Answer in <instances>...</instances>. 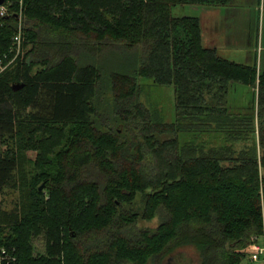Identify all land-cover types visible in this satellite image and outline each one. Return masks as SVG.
Masks as SVG:
<instances>
[{"label": "trees", "instance_id": "obj_1", "mask_svg": "<svg viewBox=\"0 0 264 264\" xmlns=\"http://www.w3.org/2000/svg\"><path fill=\"white\" fill-rule=\"evenodd\" d=\"M22 1L25 53L0 74V193L31 143L39 154L18 206L0 201V248L18 264H162L192 245L202 264H248L243 249L264 235V70L204 47L200 19L173 14L235 0ZM16 2L0 16L1 57ZM144 83L174 87L173 121L141 102ZM237 84L252 102L233 104ZM202 132L228 143L181 140Z\"/></svg>", "mask_w": 264, "mask_h": 264}, {"label": "rangeland", "instance_id": "obj_2", "mask_svg": "<svg viewBox=\"0 0 264 264\" xmlns=\"http://www.w3.org/2000/svg\"><path fill=\"white\" fill-rule=\"evenodd\" d=\"M16 2L15 0H13ZM20 5L23 4L22 0L18 2ZM197 6V5H196ZM192 5H178L173 8L174 15H191L194 14L192 12ZM197 8V7H196ZM196 13V12H195ZM197 14V13H196ZM253 92L254 89L251 87H247L245 85L237 84L235 88L232 90L231 99L234 105H242L245 106L249 102L253 101ZM106 99L101 102L100 110L101 112L106 111L107 108L110 106V100H112V95H106ZM109 100V102H108ZM141 102H143L147 107L152 109L153 111L157 110L161 113L162 117L166 121H173L175 119V90L172 86H164V85H156L149 83H144V86L141 90ZM112 112L110 108L108 113ZM112 126L114 125V121L112 120ZM101 128H107L104 123L101 124ZM117 126V125H116ZM69 126H66V131L69 130ZM46 136V135H45ZM169 135H164V138L168 137ZM43 137V132L35 131L32 136V140L34 138L40 139ZM194 138L197 140L198 143H204L206 148H210L212 146H222L226 145L228 142L226 140V135L223 132H202L198 134L193 133H183L181 134V140L191 141ZM247 141H239L235 142L234 146L235 149L240 150L242 148L247 147ZM31 148H28L24 153V165L23 171H20L16 175V185L6 186L0 193V201H1V208L5 211H10L18 206L20 200L23 199L25 188L24 185L29 183L33 174L36 170H34L33 163L37 158L39 151L37 150V144H30ZM4 148V147H3ZM50 154V152H49ZM48 155V154H46ZM33 173V174H32ZM158 224L157 219H154L151 222L141 221V225L143 226H151L155 227ZM264 236V235H263ZM256 240V239H255ZM259 244H264V237H258L257 240ZM34 245V252L35 254H43L45 253L46 247V240L44 235L35 237L33 239ZM250 244L245 251L247 254L245 258V263L248 264H263L264 261L259 259L258 261H253L250 258L251 251L248 252L249 248H253ZM162 264H202V257L199 249L192 245L182 246L176 248L174 251L166 254L162 259Z\"/></svg>", "mask_w": 264, "mask_h": 264}, {"label": "crops", "instance_id": "obj_3", "mask_svg": "<svg viewBox=\"0 0 264 264\" xmlns=\"http://www.w3.org/2000/svg\"><path fill=\"white\" fill-rule=\"evenodd\" d=\"M192 7L191 16L200 19L204 47L216 48L222 57L256 64L258 70H264V0Z\"/></svg>", "mask_w": 264, "mask_h": 264}, {"label": "built area", "instance_id": "obj_4", "mask_svg": "<svg viewBox=\"0 0 264 264\" xmlns=\"http://www.w3.org/2000/svg\"><path fill=\"white\" fill-rule=\"evenodd\" d=\"M15 2L13 0H5L3 4L0 5V16L7 15ZM23 5H20V12L16 14L19 17V23L16 34L13 36L12 47L9 50V54H5L3 57L0 56V74L4 73L7 69L11 68L19 58H22L25 53L24 48V32L22 27V20L19 14L22 12ZM264 237V236H262ZM256 241L251 245L253 248H249L248 252L251 251L250 258L253 261H258L259 259L264 261V244L257 243ZM247 248L243 249L246 250ZM0 264H18L17 256L11 248L1 247L0 248Z\"/></svg>", "mask_w": 264, "mask_h": 264}, {"label": "water", "instance_id": "obj_5", "mask_svg": "<svg viewBox=\"0 0 264 264\" xmlns=\"http://www.w3.org/2000/svg\"><path fill=\"white\" fill-rule=\"evenodd\" d=\"M5 0H0V5L4 3ZM22 86V84H14L13 88L15 90H18L20 87ZM43 188V186H41V189Z\"/></svg>", "mask_w": 264, "mask_h": 264}, {"label": "bare ground", "instance_id": "obj_6", "mask_svg": "<svg viewBox=\"0 0 264 264\" xmlns=\"http://www.w3.org/2000/svg\"><path fill=\"white\" fill-rule=\"evenodd\" d=\"M3 23V22H2ZM14 36V35H13Z\"/></svg>", "mask_w": 264, "mask_h": 264}]
</instances>
